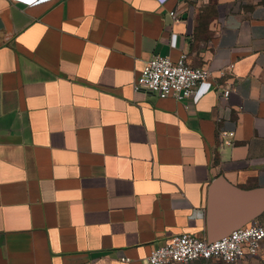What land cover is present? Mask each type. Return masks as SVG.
<instances>
[{"label": "crops", "instance_id": "crops-1", "mask_svg": "<svg viewBox=\"0 0 264 264\" xmlns=\"http://www.w3.org/2000/svg\"><path fill=\"white\" fill-rule=\"evenodd\" d=\"M182 54L210 72L194 97L133 91L151 56ZM218 179L264 190V0H0V264L207 240Z\"/></svg>", "mask_w": 264, "mask_h": 264}, {"label": "built area", "instance_id": "built-area-1", "mask_svg": "<svg viewBox=\"0 0 264 264\" xmlns=\"http://www.w3.org/2000/svg\"><path fill=\"white\" fill-rule=\"evenodd\" d=\"M20 1L30 6L40 0ZM170 15L176 18V13ZM209 78L208 70L191 67L184 54L174 62L167 57L153 55L145 63L132 88L135 93L148 92L160 99L171 97L182 102L194 97L196 87ZM230 92V89H223L221 97L227 99ZM263 247L264 226L254 220L213 242L187 233L176 235L164 246L152 249L145 264H190L199 261L245 264L257 259Z\"/></svg>", "mask_w": 264, "mask_h": 264}, {"label": "water", "instance_id": "water-1", "mask_svg": "<svg viewBox=\"0 0 264 264\" xmlns=\"http://www.w3.org/2000/svg\"><path fill=\"white\" fill-rule=\"evenodd\" d=\"M264 212V190L243 191L218 179L207 193V241L213 242L228 236Z\"/></svg>", "mask_w": 264, "mask_h": 264}, {"label": "rangeland", "instance_id": "rangeland-1", "mask_svg": "<svg viewBox=\"0 0 264 264\" xmlns=\"http://www.w3.org/2000/svg\"><path fill=\"white\" fill-rule=\"evenodd\" d=\"M259 223L264 226V215L259 220ZM253 264H264V259H261L260 257L253 260ZM251 262V261H250Z\"/></svg>", "mask_w": 264, "mask_h": 264}]
</instances>
